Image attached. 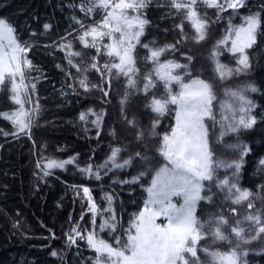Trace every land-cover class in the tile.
Listing matches in <instances>:
<instances>
[{
    "label": "trees",
    "instance_id": "1",
    "mask_svg": "<svg viewBox=\"0 0 264 264\" xmlns=\"http://www.w3.org/2000/svg\"><path fill=\"white\" fill-rule=\"evenodd\" d=\"M83 2L0 0V19L13 26L21 43L30 46L27 57L32 61L34 70L29 75L36 85L33 101H38L40 106L39 115L33 119L31 138L27 132H18L9 120L0 116V264H93L96 253L86 241L76 237V243L72 244L68 239L69 235L75 237L72 230L77 226L85 235L93 227V214L89 211L83 187L90 189L93 201L101 210L108 207L106 194L113 198L112 208L117 222V231L113 235H120L127 227L131 214L142 207L146 193L141 185L146 184L150 176L135 184L121 183L144 170L139 158L133 160L132 166L122 169L113 168L111 164L106 168L98 166L108 161L113 148L123 149L120 162L135 152L154 157L153 164L159 160L156 154L159 137L149 135L151 123L157 117L146 105L153 94L163 96L162 86L158 84L147 95L142 91L134 92L122 112L121 98L126 91L133 92L127 89L126 77L112 79L109 86L106 74L102 76L100 72L90 70L86 73L90 90L85 91L79 84L83 74L65 59L69 51L82 52V57H72L73 62L81 68L90 65L94 56L99 66L108 60L107 56H97L95 49L84 48L77 39L83 31L77 21L87 27L101 19L102 15L99 11L86 15L81 10ZM197 7L201 16L210 23L205 41L194 42L195 30L187 22L181 33L177 25L183 20V14L176 15L175 10L168 6V0H152L146 10L150 24L141 39L151 47L176 46L177 50L166 53L161 57L162 61L176 60L186 64V56H192V75L214 85L217 112L219 102L226 99L225 89H238L249 84L257 88L256 92L246 93L255 104L253 114L257 123L252 129L225 136L223 143L218 144L216 136L220 128L212 129L210 125V143L217 158H238V152L225 148L224 144L242 142L248 146L250 151L244 157L239 183L242 188L256 193L258 186L264 184V166L259 163L264 159V36L258 35L256 45L247 50L251 67L244 73L221 81L214 71L211 52L233 12L229 9L222 14L223 19L213 23L217 10L202 4ZM250 12H260L264 18V0H246V7L240 8L239 15L233 16V23L239 24L240 16ZM45 25L49 27L45 28ZM185 36L186 39L183 38ZM68 42H71L72 49L61 50L60 45ZM137 51V66L140 68L137 80L142 88L143 76L151 70L152 65L140 59L148 54L147 49L138 47ZM219 61L230 68L237 67L235 58L226 50L219 55ZM93 84L99 87L92 88ZM100 89L108 91L109 95L105 97ZM16 107L11 92L0 90V113L12 112ZM90 109L105 113L99 127L93 123L96 116L89 113ZM82 113L86 116L85 120L80 119ZM128 120H135L137 127L129 125ZM160 121L157 128L159 133L167 131L168 125L174 123L169 116L160 118ZM113 131L115 136L110 134ZM137 131L145 133L139 141L136 139ZM50 160L74 162L66 164L64 168L47 169L45 165ZM89 165L93 172L99 171L100 179L80 171ZM45 171L48 175H45ZM231 171L228 170L229 176ZM218 176L224 178V169L219 170ZM212 191L215 194L214 203L202 201L198 206L197 215L202 219H207L209 214L223 212L231 221L233 215L229 209L232 207H236L241 216L255 211L247 209L246 205L237 206L225 201V194L214 186ZM254 203L256 208L264 207V201L260 199ZM108 215L104 212V217ZM102 219L99 214L96 216L97 226ZM100 235L113 242L107 232ZM200 243L225 249L224 244H212L210 237ZM242 248L248 252L247 256L242 257L247 264H264V237L242 245ZM53 252L57 255L53 256ZM200 255L203 256V253Z\"/></svg>",
    "mask_w": 264,
    "mask_h": 264
},
{
    "label": "snow or ice",
    "instance_id": "2",
    "mask_svg": "<svg viewBox=\"0 0 264 264\" xmlns=\"http://www.w3.org/2000/svg\"><path fill=\"white\" fill-rule=\"evenodd\" d=\"M151 3L152 0H84L81 5L86 15L97 11L102 15L101 19L87 27L77 21L83 30L77 39L84 48L95 49L97 56H107L108 60L99 66L94 56L90 65L81 68L73 62L72 57H82L83 53L69 51L65 57L68 64L83 74L79 79L80 86L85 91L90 90L86 75L90 70L100 72L102 76L106 74L109 86L112 79L126 77L127 89L133 92L126 91L121 98L122 112L134 92L142 91L147 95L159 84L164 94L160 97L153 94L146 105L157 117L152 121L149 133L153 138L159 137V146L156 148L159 160L156 164H153L154 157L141 152H135L120 162L119 156L123 149L113 148L108 161L98 166L106 168L111 164L113 168L122 169L132 166L133 160L139 158L144 170L131 180L121 183L135 184L150 176L147 183L141 185L146 193L142 207L131 214L127 227L123 228L120 235H113L117 231L113 198L106 194L108 207L101 210L93 201L90 189L83 187L89 211L93 214V227L85 235L77 226L72 230L75 237L69 235L68 239L72 244L76 243V237L85 240L96 253L93 264H247L242 257L247 256L248 252L242 245L264 237V207L256 208L254 203L256 199L264 201V184L258 186L259 191L256 193L240 186V171L250 149L242 142L224 144L225 148L238 152V158H217L210 143V125L212 129L217 126L220 128L216 136L218 144L223 143L225 136L238 135L241 131L252 129L257 123L256 115L253 114L255 104L246 93L256 92L257 88L249 84L238 89H225L226 99L219 102L217 112L214 85L192 75V56H186V64L176 60L162 61L161 57L166 53L177 50L175 45L151 47L142 42L141 38L150 24L146 10ZM198 4L217 10L216 21L213 23L223 19L222 14L229 9L233 12L228 17L223 35L213 45L211 52L218 78L223 81L246 72L251 67L247 50L256 45L258 35L264 36V18L261 13L250 12L240 16L241 22L235 24L233 16L239 15V9L246 7V0H168V6L175 10L176 15L183 14V20L177 27L183 33L184 23H189L195 30L196 43L208 38L210 27L209 21L201 16ZM48 27L45 25V28ZM15 33L10 23L0 19V90L10 91L11 99L17 106L12 112L0 113V116L9 120L18 132H27L31 138L33 119L40 112L38 101H33L36 85L29 75L34 65L27 57L30 46L21 43ZM138 47L147 49L148 54L140 59L152 65L151 70L143 76L142 88L137 80L140 76V68L137 66ZM60 49H72L71 42L61 44ZM225 50L235 58L236 68L220 63L219 55ZM91 87L99 86L93 84ZM100 90L105 97L109 95L108 91ZM89 113L96 116L94 124L98 127L102 125L105 115L103 111L96 113L90 109ZM165 116L171 117L174 123L168 125L167 131L159 133L157 128L160 126V118ZM80 119L85 120V114L82 113ZM127 122L137 127L135 120ZM110 134L115 136L114 131ZM144 136L143 131H137L138 141ZM73 162L50 160L45 167L64 168ZM259 163L264 166V159ZM220 169L225 171L223 179L218 176ZM228 170H232L231 176L227 174ZM80 171L96 179L101 178L99 171L93 172L91 165ZM45 175H48L47 171ZM213 186L225 194V201L237 206L246 205L247 209L255 211L241 216L237 208L232 207L229 209L233 215L231 221L223 212L209 214L207 219H202L197 215V209L202 201L214 203ZM104 212L110 215L104 217ZM98 214L103 219L97 226ZM103 232L112 236V243L100 235ZM209 237L212 244H224L225 249L201 245L200 242ZM52 255L57 253L53 252Z\"/></svg>",
    "mask_w": 264,
    "mask_h": 264
},
{
    "label": "bare ground",
    "instance_id": "3",
    "mask_svg": "<svg viewBox=\"0 0 264 264\" xmlns=\"http://www.w3.org/2000/svg\"><path fill=\"white\" fill-rule=\"evenodd\" d=\"M77 264V263H76Z\"/></svg>",
    "mask_w": 264,
    "mask_h": 264
}]
</instances>
